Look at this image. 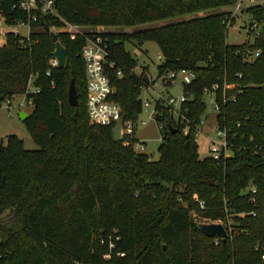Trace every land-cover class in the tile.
Returning a JSON list of instances; mask_svg holds the SVG:
<instances>
[{
	"label": "trees",
	"instance_id": "1",
	"mask_svg": "<svg viewBox=\"0 0 264 264\" xmlns=\"http://www.w3.org/2000/svg\"><path fill=\"white\" fill-rule=\"evenodd\" d=\"M13 1L0 0L8 23L25 15ZM237 1L56 0L65 20L83 25H133L219 9L132 32H87L101 36L108 58L123 68L122 76L110 69L111 97L127 118L143 111L141 93L149 84L143 72L134 73L137 60L126 41L158 43L164 56L159 76L195 71L184 84L181 115L157 103L155 120L163 125L157 159L133 141L115 140L112 125L90 119L84 35L57 32L67 62L53 67L55 41L45 26L59 27L61 19L39 18L29 36L8 34L0 46V103L19 93L32 98L33 110L23 120L39 147L25 148L16 134L0 146V264H105L106 253L114 264H264V33L251 30L253 42L227 41V21L235 16L220 8ZM243 10L264 23V0ZM72 78L77 104L68 99ZM30 82L36 90H28ZM215 82L217 125L229 129L233 143L231 155L219 160L202 156L195 138L206 111L204 89ZM226 82L237 85L225 88ZM250 184L257 186L256 201L244 192ZM251 210L256 214H239ZM227 216L232 229L215 243L201 225Z\"/></svg>",
	"mask_w": 264,
	"mask_h": 264
},
{
	"label": "built area",
	"instance_id": "2",
	"mask_svg": "<svg viewBox=\"0 0 264 264\" xmlns=\"http://www.w3.org/2000/svg\"><path fill=\"white\" fill-rule=\"evenodd\" d=\"M257 2H261V0H238L234 5V8L230 10V16H235L237 12L243 9L244 6H248L251 4H255ZM245 3V4H244ZM13 7L21 9L25 12L24 17H18L13 23H8L6 20V15L4 13V9L0 5V46L5 44L7 40V36L10 32H14L15 34H22L29 36L33 22L37 21L39 18L42 17H50V18H58L61 19L65 24L69 25V28L72 31H77L79 28L82 27L83 24L73 23L65 20L62 15L60 14L56 0H14ZM228 16V15H227ZM225 21V19H224ZM230 18L227 22H230ZM14 25L15 29H9L6 26ZM18 26L26 28V33H22ZM51 30L55 28L54 25L49 26ZM60 30H65L64 28H60ZM251 30L256 31V34L261 33L260 31V24L257 22H253L251 26ZM260 53V50H256L254 52L246 54V58L251 60L255 56ZM81 55L85 60V72L87 78V111L90 119L98 124L103 125H112L113 128L117 124V122L124 117V120L121 124V135L125 144L130 143L133 141V146L138 151H145L146 150V143L142 141L136 135V129L139 124H144L146 120L127 118L124 113L121 105L112 99L111 94L113 92V86L111 83L110 77V69L117 67V73L119 76L123 75V68L116 62L114 59L108 58V51H107V44L105 40L101 36H94V37H87L85 44L82 47ZM49 63L51 66L55 67L58 66V59L55 55H51L49 58ZM179 71L176 70H165L161 74V78H166L171 82H174L178 75ZM49 73V71H48ZM195 77V71L188 70L185 71L183 74L184 82H190ZM237 85V83H225V88H233ZM31 82L29 83V91L36 90V88H30ZM219 88V83L215 82L212 84L211 87H205L204 92L211 94L213 96V100L215 103V110L219 111V105L217 104L214 93ZM242 91V88L239 89V92ZM188 98L185 93H182L178 97L168 96L164 97L161 92H157V98L155 99L153 110H157V103L162 102L165 105L169 106L173 112L176 113V117L182 114V104ZM229 100L233 99V96L228 97ZM152 106V101L146 97L143 98L142 101V109L147 110ZM202 122L198 124L197 131L195 132V138L198 141V133L202 131ZM159 128L162 127V124L158 125ZM218 126V125H217ZM188 132V127L185 130ZM228 128H220L217 127V134L219 138H211V142L208 145L209 154L216 158L221 159L223 156H230L231 155V146L232 142L228 138ZM262 149L261 146H258L256 152H260ZM262 157L264 158V150L262 152ZM244 192L248 195V199L250 201H256V193H257V186L254 184L248 185ZM181 202L182 198L179 197ZM195 200H198V197H195ZM200 206H204V202L202 200H198ZM246 213L256 214L254 210L247 211V212H240L239 214L245 215ZM212 222H220L226 229L227 236L232 229V225L227 216V220L218 219ZM215 243H219L222 238L220 235H214ZM110 246H114V243L111 242ZM121 255L122 253L119 252ZM105 259L108 261L105 264H114L113 261H110L111 254L106 253L104 254ZM264 258V254L262 255ZM76 264H100L95 262H86V261H78ZM229 264H237L235 261L230 262Z\"/></svg>",
	"mask_w": 264,
	"mask_h": 264
},
{
	"label": "rangeland",
	"instance_id": "3",
	"mask_svg": "<svg viewBox=\"0 0 264 264\" xmlns=\"http://www.w3.org/2000/svg\"><path fill=\"white\" fill-rule=\"evenodd\" d=\"M245 4V3H244ZM232 7H221L220 9L228 10ZM218 8H211L207 10L195 11L180 14L177 16H170L161 19L151 20L147 22L137 23L133 25H82L77 31H72L69 25L63 22V25L53 28L55 32H58L60 28L66 29V32L70 34L72 38L77 35H84L85 38L90 37L87 35L89 31H104L115 30L119 32H132L139 29H143L151 26H159L172 21H179L183 19L193 18L199 15H203ZM252 18L248 12L243 9L239 10L234 17V21L227 22V41L229 43H243L245 41L253 42L255 38L254 32L251 31ZM9 29H15L14 25L6 26ZM18 29L22 33H26V28L18 26ZM126 47L130 51L131 55L136 58L137 66L133 69L134 73L141 74L142 72H148L153 79L149 86L144 87L141 93L142 98L148 97L152 101V106L147 110H143L139 113L138 118L144 119V124H139L136 129V135L142 141L146 143V152L151 155L152 159L159 158V145L161 143V134L159 126L155 120L156 111L153 110L155 99L157 98V92H161L164 97L174 96L178 97L184 90L183 74L184 70H180L174 82L166 78H161L158 73V64L164 59L159 45L154 40H147L141 44L126 41ZM147 66V67H145ZM30 88H35L31 84ZM204 100L206 102V111L203 114L202 131L198 133L199 150L202 156L207 155L208 145L211 142V138H219L217 134V120L215 110V103L211 94L205 93ZM34 104L32 98H27L26 94H15L11 98H6L0 103V146L7 144L8 135L16 134L24 141V146L27 149L38 148L39 145L31 135L27 124L20 117V109L31 113ZM175 117L176 113L174 112ZM207 220V219H205ZM205 222H212L205 221Z\"/></svg>",
	"mask_w": 264,
	"mask_h": 264
},
{
	"label": "water",
	"instance_id": "4",
	"mask_svg": "<svg viewBox=\"0 0 264 264\" xmlns=\"http://www.w3.org/2000/svg\"><path fill=\"white\" fill-rule=\"evenodd\" d=\"M45 29L49 31L52 35L53 40L55 41V49L53 50V55H55L58 59V66L64 67L67 62V48L66 46L61 42L59 39V35L54 30H51L49 26H45ZM260 31L264 33V23L260 24ZM143 78L145 81L149 84L152 81L151 75L148 72H145L143 75ZM194 97L193 94L189 97L190 100H192ZM68 99L71 104H77L78 103V96H77V90L75 85L74 78L71 79L69 89H68ZM19 115L22 119H25L28 117L29 113L26 111L20 109ZM124 120V117H122L115 127L113 128V135L115 140L122 141L123 136L121 135V124ZM202 230L209 236L214 235H220L222 236L223 240L226 239V229L220 222H204L201 225Z\"/></svg>",
	"mask_w": 264,
	"mask_h": 264
},
{
	"label": "crops",
	"instance_id": "5",
	"mask_svg": "<svg viewBox=\"0 0 264 264\" xmlns=\"http://www.w3.org/2000/svg\"><path fill=\"white\" fill-rule=\"evenodd\" d=\"M153 80V79H152ZM209 152V151H208Z\"/></svg>",
	"mask_w": 264,
	"mask_h": 264
}]
</instances>
